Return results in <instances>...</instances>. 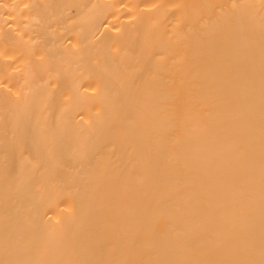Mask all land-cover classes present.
I'll list each match as a JSON object with an SVG mask.
<instances>
[{
  "label": "bare ground",
  "instance_id": "6f19581e",
  "mask_svg": "<svg viewBox=\"0 0 264 264\" xmlns=\"http://www.w3.org/2000/svg\"><path fill=\"white\" fill-rule=\"evenodd\" d=\"M0 264H264V0H0Z\"/></svg>",
  "mask_w": 264,
  "mask_h": 264
}]
</instances>
